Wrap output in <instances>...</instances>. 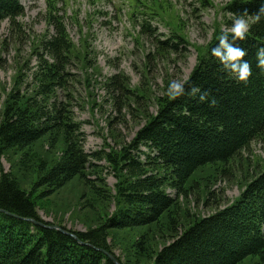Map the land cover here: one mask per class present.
Here are the masks:
<instances>
[{
	"label": "trees",
	"instance_id": "trees-1",
	"mask_svg": "<svg viewBox=\"0 0 264 264\" xmlns=\"http://www.w3.org/2000/svg\"><path fill=\"white\" fill-rule=\"evenodd\" d=\"M46 2L44 17L53 34L41 43L43 54L34 74V89L25 97L10 98L0 122V161L19 156L22 170L37 173L34 181L18 178L0 164V264H115L108 254L120 264H264V166L257 162L255 175L228 206L221 207L213 190L220 179L235 180L233 171L243 152L264 140V72L256 67V51L264 46V20L252 24L245 40L238 41L248 50L245 59L253 69L246 83H237L221 72L210 57L222 30L218 31L186 80L209 92L215 106L199 102L198 96L170 100L164 90L157 99V113L145 111L146 122L127 146L88 154L81 125L70 111L50 110L48 104L51 93L66 83L64 73L76 61L74 57L85 67L91 63L87 49L76 46L60 14L59 4L65 10L70 1ZM261 2L231 0L226 8L228 13L245 8L252 13ZM206 4L212 6L209 0ZM24 13L19 0H0V22L17 25ZM132 15L136 21V9ZM69 18L74 21L77 15ZM140 30L155 34L148 21ZM179 38L173 33L167 41H158L156 53L179 54ZM106 86L125 106L132 108L128 101L135 103L137 112L136 98L148 100L131 91L125 74L114 75ZM184 108L187 114L181 111ZM44 141L50 147V163L34 158L36 146ZM57 153L60 156L55 158ZM92 158L109 163L116 178L114 188L107 185ZM77 177L101 203L105 215L81 217L95 221L85 231L61 224L57 225L66 232L51 228L55 224L41 217L39 202ZM201 189L207 193L205 206L215 208L203 217L183 209L179 202ZM169 190L176 192L175 198ZM112 205L114 210L109 213ZM86 206L93 207L90 199ZM119 233L136 236L133 257L116 255L110 238Z\"/></svg>",
	"mask_w": 264,
	"mask_h": 264
},
{
	"label": "rangeland",
	"instance_id": "rangeland-1",
	"mask_svg": "<svg viewBox=\"0 0 264 264\" xmlns=\"http://www.w3.org/2000/svg\"><path fill=\"white\" fill-rule=\"evenodd\" d=\"M69 1L65 10L59 4L60 14L64 16L76 46L87 49L91 64L85 67L74 57L76 61L64 73L66 83L51 93L48 109L56 107L70 111L74 121L81 125L84 149L88 154L108 153L110 149L120 151L127 146L146 122L145 111L151 115L157 113V99L165 94L169 81L173 78L186 81L214 34L226 30L232 23L226 8L231 0H209L212 6L206 4L208 0H137L136 3L133 0ZM20 2L25 13L18 24L12 25L9 20L0 22V122L10 98L25 97L34 89V74L39 56L43 54L41 43L53 34V27L44 17L46 0ZM158 3L164 8L160 9ZM134 9L136 21L132 20L135 18L132 15ZM73 15H77L74 21L69 18ZM147 21L155 30L153 36L140 30L142 23ZM173 33L180 37V53L158 55V41H167ZM46 59L51 62V58L46 56ZM117 74L127 75L131 91L148 99L136 98L139 112L135 111V103L128 101L132 108L125 106L123 100H119L117 94L106 86L109 79ZM35 149L36 162L44 159L50 163V147L46 141L39 143ZM142 150L147 151L145 147ZM59 156L57 153L55 158ZM91 160L102 171L107 185L114 188L116 178L109 163L106 160ZM257 162L264 166V140L254 142L243 152L241 162L233 171L235 180L223 178L213 186L221 207L228 206L241 194L245 181L255 175ZM19 163V156L10 155L0 161L5 172L34 181L37 173L25 172ZM90 177L94 179L96 175ZM23 184L28 185L25 180ZM168 192L176 197L174 190ZM206 195V191L201 189L187 200L181 197L179 202L183 209L203 217L215 210L212 205L205 206ZM88 199L93 203L91 209L84 207ZM39 204L38 211L44 220L75 231H85L88 226L95 225V221H86L85 218L82 221L84 215L96 219L106 212L78 177ZM113 210L114 205L108 212ZM111 239L117 256L133 257L132 243L137 239L134 234L119 233Z\"/></svg>",
	"mask_w": 264,
	"mask_h": 264
},
{
	"label": "clouds",
	"instance_id": "clouds-1",
	"mask_svg": "<svg viewBox=\"0 0 264 264\" xmlns=\"http://www.w3.org/2000/svg\"><path fill=\"white\" fill-rule=\"evenodd\" d=\"M232 19L230 27L222 30L218 36V43L210 49V57L214 58L221 72L226 73L237 83H246L252 75L253 69L249 60L245 59L248 50L239 45L238 41L245 40L252 24H258L264 20V2H261L257 11L250 13L247 8L240 12H229ZM256 67L264 72V46L256 51ZM178 78L169 81L166 95L170 100H176L184 96L195 98L199 102H208L215 106L216 100H209L210 93L195 84H188ZM187 114V108L181 110Z\"/></svg>",
	"mask_w": 264,
	"mask_h": 264
},
{
	"label": "water",
	"instance_id": "water-1",
	"mask_svg": "<svg viewBox=\"0 0 264 264\" xmlns=\"http://www.w3.org/2000/svg\"><path fill=\"white\" fill-rule=\"evenodd\" d=\"M51 228H55V229H58V230H61V231H64L62 228L58 227V226H51ZM66 232V231H64ZM70 234V233H69ZM72 235V234H71ZM74 236V235H72ZM76 238V237H75ZM77 239V238H76ZM78 240V239H77ZM109 257L114 261L115 264H120L119 261L116 259V257L114 255H111V254H108Z\"/></svg>",
	"mask_w": 264,
	"mask_h": 264
}]
</instances>
